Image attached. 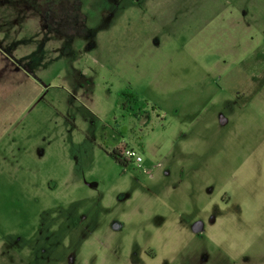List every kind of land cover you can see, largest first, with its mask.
Here are the masks:
<instances>
[{"label":"rangeland","instance_id":"1","mask_svg":"<svg viewBox=\"0 0 264 264\" xmlns=\"http://www.w3.org/2000/svg\"><path fill=\"white\" fill-rule=\"evenodd\" d=\"M145 1L0 0V264H264V0Z\"/></svg>","mask_w":264,"mask_h":264},{"label":"trees","instance_id":"2","mask_svg":"<svg viewBox=\"0 0 264 264\" xmlns=\"http://www.w3.org/2000/svg\"><path fill=\"white\" fill-rule=\"evenodd\" d=\"M123 95L124 97L126 98V101L125 103H129L131 104V106L133 108H136L138 111L141 110L142 108V104L143 102L140 101V100H137L135 98V95L133 92L131 91H128V90H124L123 91ZM121 151L120 149H114L112 150L109 154L120 164H122L123 166H127L129 161H127V159L123 158L122 154H121Z\"/></svg>","mask_w":264,"mask_h":264},{"label":"built area","instance_id":"3","mask_svg":"<svg viewBox=\"0 0 264 264\" xmlns=\"http://www.w3.org/2000/svg\"><path fill=\"white\" fill-rule=\"evenodd\" d=\"M121 154L123 158L127 159V161H135V162H142L143 161V156L135 149L132 147H127L124 148V150L121 151Z\"/></svg>","mask_w":264,"mask_h":264},{"label":"crops","instance_id":"4","mask_svg":"<svg viewBox=\"0 0 264 264\" xmlns=\"http://www.w3.org/2000/svg\"><path fill=\"white\" fill-rule=\"evenodd\" d=\"M149 2H150V1H145V0H144L143 3H145L146 6L148 7V3H149ZM152 2L160 3V4L162 5L161 0H154V1H152ZM200 7H204V6L202 5V6H200ZM48 16H49V15H48ZM46 17H47V16L42 15L41 18H42V19H43V18L45 19ZM78 18H79V20H77ZM73 19H74V18H73ZM75 19H76V21H75V20H74V21H75L76 23H78L77 21H79L80 23H85V22H86V16H81V17L76 16ZM62 20H63L64 22H67L68 18H65V17H64ZM67 23H69V22H67ZM72 23H73V22H72ZM78 30H80V29H78Z\"/></svg>","mask_w":264,"mask_h":264}]
</instances>
